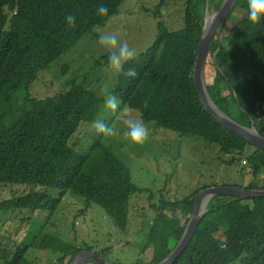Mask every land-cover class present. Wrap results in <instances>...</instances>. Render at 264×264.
Masks as SVG:
<instances>
[{
  "label": "trees",
  "instance_id": "1",
  "mask_svg": "<svg viewBox=\"0 0 264 264\" xmlns=\"http://www.w3.org/2000/svg\"><path fill=\"white\" fill-rule=\"evenodd\" d=\"M124 1L0 0V185L35 189L0 201V213H27L25 221L32 222L30 213H56L60 202L55 194L67 193L83 200L86 210L98 206L113 227L126 231L131 199L148 191L133 184L129 169L105 142L96 140L87 151L71 144L81 124L94 123L104 97L76 84L51 98L36 99L30 93L39 73L94 29L104 27ZM222 1L208 0V8L216 11ZM167 2L184 4L183 28L172 32L159 22L153 45L124 66L125 71L134 68L137 76L119 73L110 91L143 123L217 147L231 157L225 165L244 161L251 175L245 189H264V151L223 129L204 110L194 87L204 20L198 8L206 6V0H160L156 18ZM100 5L108 8L107 15L98 14ZM236 13L239 17L232 16ZM68 14L76 18L74 27L67 24ZM232 15L212 42L205 86L219 110L243 127L253 125L264 138V124H256L255 115L257 106L264 105V19L250 21L247 0H238ZM107 63L108 55L96 62ZM237 75H242L240 80L232 82ZM206 189L172 203L162 198L151 207L158 219L149 228L141 260L159 264L169 256L183 235L195 196ZM40 251L57 256L51 264H71L90 249L42 232L13 251L0 244V264H36L29 255ZM173 264H264V197H213Z\"/></svg>",
  "mask_w": 264,
  "mask_h": 264
},
{
  "label": "rangeland",
  "instance_id": "2",
  "mask_svg": "<svg viewBox=\"0 0 264 264\" xmlns=\"http://www.w3.org/2000/svg\"><path fill=\"white\" fill-rule=\"evenodd\" d=\"M159 1L125 0L104 27L94 29L46 71L39 73L31 86V97H55L71 88L72 84L82 85L98 97L103 96V87L112 90L119 73L109 63L104 66L96 64L100 58L109 55L106 47L99 43V36L104 33L116 34L119 41H127L135 49L136 57L145 53L155 41L159 22L172 32L183 28L184 4L165 3L160 9V18H156L154 13ZM198 11L204 18L206 13L210 15L214 10L200 6ZM232 16L239 17V14ZM240 76H233L232 82L240 80ZM237 117L233 115V118ZM128 118L140 120L137 112L122 105L116 113H112L103 103L96 120L102 119L117 129L120 135L106 138L97 133L94 123L81 124L71 141L76 149L84 151L89 150L96 140L105 142L127 166L133 184L148 191L131 199L126 231L121 232L113 227L111 220L98 206L91 204L86 210L84 201L78 197L56 193L55 199L60 202L56 213H30L28 217L31 219L33 216L32 222L25 221L27 213H0V244L3 247L13 251L20 244H29L36 235L45 232L67 245L80 249L87 246L110 264H149L147 258L141 260L139 257L149 228L158 219L152 212V206H157L162 198L171 203L181 201L204 187L243 189L251 181V175L244 165H225L231 157L220 153L215 146L207 147L201 139L179 137L153 124H146L150 130L148 142L143 147L133 144L123 136L127 130L124 121ZM34 190L30 186L0 185V201L27 195ZM56 257L45 251L29 255V259L36 264H51Z\"/></svg>",
  "mask_w": 264,
  "mask_h": 264
},
{
  "label": "water",
  "instance_id": "3",
  "mask_svg": "<svg viewBox=\"0 0 264 264\" xmlns=\"http://www.w3.org/2000/svg\"><path fill=\"white\" fill-rule=\"evenodd\" d=\"M237 1L238 0H223L216 11H213L210 15L206 13L198 44L196 63L193 71V83L202 107L223 129L236 135L247 144L264 151V138L257 132L255 127L253 125L250 128L243 127L225 115L213 103L205 86L204 72L212 42L215 37L219 39L220 29L232 15ZM207 7L208 0H206V10ZM219 49L220 47L218 46L216 52L211 56L212 61L214 60L215 55L219 52ZM215 196H227L240 199L261 198L264 197V189L247 190L245 188L217 187L208 188L198 193L194 198L193 211L180 241L169 256L159 264H173L184 252L206 212L208 202ZM71 264L110 263L91 251H85L76 256Z\"/></svg>",
  "mask_w": 264,
  "mask_h": 264
},
{
  "label": "clouds",
  "instance_id": "4",
  "mask_svg": "<svg viewBox=\"0 0 264 264\" xmlns=\"http://www.w3.org/2000/svg\"><path fill=\"white\" fill-rule=\"evenodd\" d=\"M248 17L253 24H258L264 19V0H247ZM108 8L104 5L98 6V14L105 16ZM69 27H74L76 18L72 14L65 17ZM99 43L108 50V63L117 73H123L125 77L135 78L137 72L134 68L129 67L125 71V64L131 62L137 55L135 49L131 48L127 41H119L116 34L104 33L99 36ZM101 92L104 97V106L112 113H116L120 109L121 101L107 87H103ZM126 131L123 136L140 147H143L149 140L150 130L148 126L140 120L128 118L124 121ZM94 128L97 133L103 134L106 138L117 137L119 131L114 127L107 125L102 119L94 122Z\"/></svg>",
  "mask_w": 264,
  "mask_h": 264
},
{
  "label": "built area",
  "instance_id": "5",
  "mask_svg": "<svg viewBox=\"0 0 264 264\" xmlns=\"http://www.w3.org/2000/svg\"><path fill=\"white\" fill-rule=\"evenodd\" d=\"M256 124H264V105H259L256 108ZM241 165H245V162L242 161Z\"/></svg>",
  "mask_w": 264,
  "mask_h": 264
}]
</instances>
